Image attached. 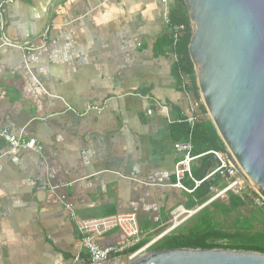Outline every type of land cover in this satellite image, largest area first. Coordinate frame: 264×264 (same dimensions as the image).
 Masks as SVG:
<instances>
[{"label":"crops","instance_id":"1","mask_svg":"<svg viewBox=\"0 0 264 264\" xmlns=\"http://www.w3.org/2000/svg\"><path fill=\"white\" fill-rule=\"evenodd\" d=\"M174 7L175 0L5 6L4 34L37 48L5 46L0 32V128L36 138L43 150L12 149L0 137V264H67L83 255L76 220L134 213L146 236L172 210L188 208L192 193L173 185L174 144L191 135L180 139L175 125L192 114L168 43ZM183 183L193 187L188 177ZM94 239L110 246L125 236L113 229Z\"/></svg>","mask_w":264,"mask_h":264},{"label":"water","instance_id":"2","mask_svg":"<svg viewBox=\"0 0 264 264\" xmlns=\"http://www.w3.org/2000/svg\"><path fill=\"white\" fill-rule=\"evenodd\" d=\"M184 3L192 28L188 52L202 103L239 170L264 199V0ZM104 264H264V254L174 248Z\"/></svg>","mask_w":264,"mask_h":264},{"label":"trees","instance_id":"3","mask_svg":"<svg viewBox=\"0 0 264 264\" xmlns=\"http://www.w3.org/2000/svg\"><path fill=\"white\" fill-rule=\"evenodd\" d=\"M168 18L169 25L177 26L179 30L178 40L174 46V51L177 54L174 71L187 77L188 89L194 99L200 101V116L193 128L191 129L190 125L183 120L176 124L175 128L179 132L180 139H186L191 132L190 140L194 156L210 150H224L225 145L201 102L194 65L188 52L192 28L184 0H175V7L170 11ZM172 40L173 37L168 43L171 44ZM211 157L209 154L202 155V165L193 171L196 177H200L207 164L211 163ZM212 183H204L194 190L187 203L188 209L205 203L210 196L209 186ZM189 185L192 186L190 183ZM253 193L257 196L256 192ZM209 204V206L200 209L195 220L184 230L163 237L150 250L222 248L264 254V204L247 208V213H244L243 210L248 205L246 196L234 193H230L226 201L214 200ZM144 229L147 230L149 227ZM149 241L148 232L139 244L125 252V256L136 252Z\"/></svg>","mask_w":264,"mask_h":264},{"label":"built area","instance_id":"4","mask_svg":"<svg viewBox=\"0 0 264 264\" xmlns=\"http://www.w3.org/2000/svg\"><path fill=\"white\" fill-rule=\"evenodd\" d=\"M13 1L14 0H0V32L2 35V44L29 52L36 49L37 47L32 45L29 41L20 42L13 40L4 34V8L7 4L12 3ZM171 28L173 37L172 44L175 46L178 40L179 30L177 26H171ZM43 36L44 38H47V30H45ZM174 56L177 60V54L175 52ZM181 79V87L190 99L191 105L192 114L187 118V122L189 123L190 127L193 128L200 116V101L195 100L192 93L188 89L189 83L187 77L181 74ZM0 137L4 139L12 149H29L36 152H41L43 150L42 143L36 138H25L20 135L17 136L11 133L7 128H0ZM174 148L176 152L180 154L174 169V186L184 190L187 193H193L194 190L202 184L213 182V180L216 178L223 181L222 185L220 186H216L213 183L209 186L210 196L204 204L198 207L196 206V209L189 210L181 207L177 210L181 209V211L188 212L190 214L195 213L212 201L217 200L218 198H225L228 193L241 195L240 191L243 188L248 187L253 189L251 183L239 170L233 155L226 146L224 150H210L204 153L211 155L212 158H215V163L209 170L205 172L204 175L200 177H195L193 175L192 163L196 158L201 157L204 154L199 156H194L192 154V143L190 136L187 140L176 142L174 144ZM185 177H188L193 183L192 188H188L183 183V179ZM255 202L259 204V206H262L264 204V199L257 193ZM76 227L82 236V246L86 253L83 255L80 253L76 254L67 264H104L111 260H118L119 262L124 263L123 259L125 257V252L139 244L144 238L138 218L134 213H121L87 220H76ZM113 229H118L124 234L125 240L123 244L101 246L95 241L94 238L96 236H100ZM149 245H151V242H148L139 250L126 257L132 259L138 254L145 252Z\"/></svg>","mask_w":264,"mask_h":264},{"label":"rangeland","instance_id":"5","mask_svg":"<svg viewBox=\"0 0 264 264\" xmlns=\"http://www.w3.org/2000/svg\"><path fill=\"white\" fill-rule=\"evenodd\" d=\"M253 192H256L255 189L254 188L250 189L248 187H245V188H243L240 191L241 195H245L246 196V201H247V204H248L246 206V208H244V210H243L244 213H247V211H248L247 208L254 207V206H259V204H257L255 202L256 195H254ZM229 194L230 193H228L225 196V198H218L217 200L218 201H226ZM209 205L210 204H207L205 206H209ZM197 207L194 206L191 209H196ZM185 209H188V208H185ZM191 209H189V210H191ZM199 211L200 210H198L195 213H191L190 214L188 212L181 211V209L180 210L174 209V211L172 210V212H170L167 215V218H166L165 223L163 225H160V226L155 225V228H153V230L151 232H149V235H150V241L149 242H151V245H149V247L145 250V252L151 251L150 249L155 244H157V242L160 239H162L163 237L168 236V235H172V234H175V233H177L179 231L184 230L188 225H190L195 220V218L199 214ZM229 220H231V218H229ZM142 253H144V252H142ZM135 257H133V258H135ZM132 259H130V258L125 256L123 261H124V263H126V262H129Z\"/></svg>","mask_w":264,"mask_h":264}]
</instances>
